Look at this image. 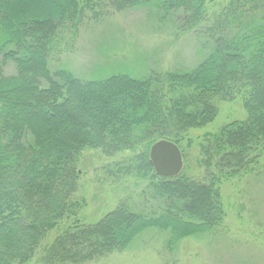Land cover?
Returning <instances> with one entry per match:
<instances>
[{
	"label": "trees",
	"instance_id": "1",
	"mask_svg": "<svg viewBox=\"0 0 264 264\" xmlns=\"http://www.w3.org/2000/svg\"><path fill=\"white\" fill-rule=\"evenodd\" d=\"M90 1V0H88ZM208 0H108L114 12L153 9L193 33L207 50L190 70L135 77L114 72L80 79L50 69L63 31L74 32L81 0H0V264H29L47 235L72 226L46 246L40 264H88L128 249L141 234L169 235L166 248L221 227L222 182L255 169L264 153V0H227L206 14ZM12 63L14 75L3 69ZM242 102L246 118L197 141L203 178L159 177L149 161L157 141L183 145L216 118L215 101ZM85 151L132 155L110 176L145 184L156 209L126 202L93 224L76 219L77 164ZM114 174V175H113Z\"/></svg>",
	"mask_w": 264,
	"mask_h": 264
},
{
	"label": "rangeland",
	"instance_id": "2",
	"mask_svg": "<svg viewBox=\"0 0 264 264\" xmlns=\"http://www.w3.org/2000/svg\"><path fill=\"white\" fill-rule=\"evenodd\" d=\"M81 1L89 5L85 6L76 31L60 34L49 65L53 71L65 68L86 80L120 71L140 78L150 73L190 70L207 54L193 33L182 32L173 23L174 15L156 13L147 7L118 13L109 8L108 0ZM226 1L208 0L206 14L216 12ZM3 70L5 75L15 73L12 63ZM214 104L217 115L213 122L190 133L195 141L191 147L183 145L186 160L181 172L196 180L204 176L198 167L199 138L246 118L239 99ZM131 155L124 152L105 157L99 151L80 155L74 201L79 206L76 219L81 224L95 223L120 202L139 212L158 207V203L143 194L144 183L105 173L108 167ZM257 164L245 175L222 182L220 196L225 219L212 233L182 240L169 250L167 233L148 230L127 250L88 264H264V153ZM73 221L64 220L51 231L29 264H40L44 248L72 226Z\"/></svg>",
	"mask_w": 264,
	"mask_h": 264
},
{
	"label": "water",
	"instance_id": "3",
	"mask_svg": "<svg viewBox=\"0 0 264 264\" xmlns=\"http://www.w3.org/2000/svg\"><path fill=\"white\" fill-rule=\"evenodd\" d=\"M148 156L157 176L173 178L180 174L183 160L175 144L166 140L157 141L150 147Z\"/></svg>",
	"mask_w": 264,
	"mask_h": 264
}]
</instances>
